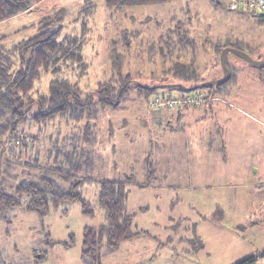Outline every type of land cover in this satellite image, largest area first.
<instances>
[{
	"label": "rangeland",
	"instance_id": "obj_1",
	"mask_svg": "<svg viewBox=\"0 0 264 264\" xmlns=\"http://www.w3.org/2000/svg\"><path fill=\"white\" fill-rule=\"evenodd\" d=\"M29 1L33 9L0 22V38L9 37V43L28 38L46 16L62 9L67 11L64 34L81 30L82 23L75 19L86 0ZM92 1L96 11L88 19L85 48L90 68L81 86L91 91L108 78L111 42L127 30L138 33L131 37L130 49L118 46L126 55L127 72L138 83L159 87L149 94L132 87L121 109H100L92 119L86 145L92 159L87 173L94 180L82 193L94 215H85L80 203L66 202L40 217L26 211L24 203L7 213L11 222L0 220V264H84V228L106 221L97 203L99 182L126 176L134 177L127 187V206L135 230L148 234L122 243L117 251L104 247L103 264H237L251 257L256 262L250 264H264V68L231 52L234 76L204 105L156 108L150 103L209 92L208 87L188 91L173 86L184 83L164 70L177 54L193 61L205 81L224 74L222 52L215 48L220 43L234 42L263 60L264 13L224 9L216 0H177L121 10L109 9L106 0ZM177 27L189 32L190 45H178L173 57L164 58L160 51L167 50L165 40ZM50 79L44 76L39 89L46 90ZM24 128L26 135L12 138L11 148H19L22 139L29 145L27 155L42 156L43 161L55 140L67 147L85 133L84 123L60 117L41 133L36 125ZM47 234L58 242H69L74 235L75 244L50 246Z\"/></svg>",
	"mask_w": 264,
	"mask_h": 264
},
{
	"label": "trees",
	"instance_id": "obj_2",
	"mask_svg": "<svg viewBox=\"0 0 264 264\" xmlns=\"http://www.w3.org/2000/svg\"><path fill=\"white\" fill-rule=\"evenodd\" d=\"M174 1L177 0L105 2L109 9L121 10L126 7ZM31 9L33 3L29 0H0V22ZM95 11L96 5L92 0L84 1L79 17L75 19L76 22L82 23L81 30L75 33L64 34L67 11L62 9L56 14L46 16L39 23L35 34L28 38L15 43H9L7 36L0 38V220L11 222L7 213L22 207L24 203L26 211L37 213L40 217L46 216L51 206L58 210L60 205L66 202L80 203L85 215H94L93 205L82 193L84 185L94 180L87 173L92 159L86 145L90 143V135L93 132L92 119L98 118L100 109H121L132 87H139L140 91L147 94L159 87L138 83L133 75L127 72L126 55L118 46L121 44L130 49L131 37L138 35L137 32L127 30L122 32L119 40L111 42L108 78L100 81L91 91L81 86L80 81L90 68L85 48L89 35L88 19ZM179 30V27L172 30L165 40L167 50L160 51L164 58L171 55L173 57L176 50L184 47L186 42L190 45L189 32ZM228 46L239 48L234 42L217 45L215 48L221 53ZM219 60L221 62V56ZM227 65L230 68L228 58ZM164 72L166 76H173L186 87L195 86L187 84V81H205L200 78L196 64L193 61L186 62L181 54L176 55V59L171 61ZM46 75H50L51 79L47 89L41 90L38 86ZM233 76L232 72L230 79ZM228 81L221 85L207 86L210 90L206 94L215 97ZM58 117L84 123L85 133L76 139L78 144L59 146L61 144L55 140L51 143L53 148L48 151L44 161L42 156L32 157L29 153L27 155L29 145L22 139L17 145L19 148H11L9 143L12 138L26 135V125L38 126L41 133ZM85 134L88 135L87 139ZM17 169L22 170L24 177L20 178ZM16 180L20 181L13 184L12 181ZM131 183H134L133 176L119 180L104 179L99 182L97 203L105 210L106 221L99 226L84 228L81 255L84 264H103L104 247L108 251H117L122 243L148 234L144 230H135L134 216L128 211L127 187ZM47 238L50 246L61 244L70 248L75 244L74 235H71L69 242L52 240L50 234H47ZM47 254L46 252L42 259H45ZM253 262H256L255 257L237 264Z\"/></svg>",
	"mask_w": 264,
	"mask_h": 264
},
{
	"label": "built area",
	"instance_id": "obj_3",
	"mask_svg": "<svg viewBox=\"0 0 264 264\" xmlns=\"http://www.w3.org/2000/svg\"><path fill=\"white\" fill-rule=\"evenodd\" d=\"M231 7L240 9L248 13L261 12L264 13V0H232ZM212 97L206 93L197 92L188 94L187 96H172L169 99H155L151 103L153 107L160 108L163 106L173 108L176 105H191L202 106Z\"/></svg>",
	"mask_w": 264,
	"mask_h": 264
},
{
	"label": "water",
	"instance_id": "obj_4",
	"mask_svg": "<svg viewBox=\"0 0 264 264\" xmlns=\"http://www.w3.org/2000/svg\"><path fill=\"white\" fill-rule=\"evenodd\" d=\"M219 4L224 9L236 10L235 8L230 7L221 1H219ZM231 52L237 54L239 57H241L245 61H247V62H249V63H251V64H253L259 68H264V59L263 60H256L252 56H250L248 53L242 51L241 49L228 46V47H225L223 49L222 54H221V65H222V68L224 70L223 77L217 78V79H214L211 81H206V82L200 83V84L192 86V87H186L182 84H173V86L178 85V86H180V87H182L188 91H195L201 87L221 85V84L225 83L226 81H228L230 79L231 74H232L231 69L227 65V58H228L229 53H231Z\"/></svg>",
	"mask_w": 264,
	"mask_h": 264
},
{
	"label": "crops",
	"instance_id": "obj_5",
	"mask_svg": "<svg viewBox=\"0 0 264 264\" xmlns=\"http://www.w3.org/2000/svg\"><path fill=\"white\" fill-rule=\"evenodd\" d=\"M217 1V5H219L220 6V4H219V1H221V2H223V3H225L226 5H228V6H230V3H231V0H228V2L226 3V2H224V1H222V0H216ZM231 7V6H230ZM21 15V14H20ZM228 42H230V41H228ZM227 42V43H228ZM222 44H226V43H220L219 45H222ZM231 72H232V70H231ZM224 73V72H223ZM224 75V74H223ZM223 77V76H222ZM221 78V77H220ZM217 79V78H216Z\"/></svg>",
	"mask_w": 264,
	"mask_h": 264
}]
</instances>
